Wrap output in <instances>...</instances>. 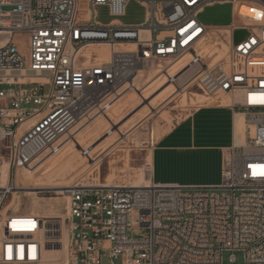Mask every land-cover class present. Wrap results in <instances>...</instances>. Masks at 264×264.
Instances as JSON below:
<instances>
[{"label": "built area", "instance_id": "2783aa9c", "mask_svg": "<svg viewBox=\"0 0 264 264\" xmlns=\"http://www.w3.org/2000/svg\"><path fill=\"white\" fill-rule=\"evenodd\" d=\"M128 1L88 0L82 21L79 0H0V264H48L41 237L5 225L16 220L8 200L22 192L18 171L108 116L152 69L215 102L229 96L244 116V139L224 152L217 185L151 176L140 187H70L66 264H102L104 256L110 264H224L230 250H243L244 264H264V0H137L147 9L143 23L98 21L97 7L121 16ZM230 2L243 25L199 19L204 7ZM238 27L249 35L234 44ZM215 41L229 44L219 58L204 51ZM100 45L109 50L87 55Z\"/></svg>", "mask_w": 264, "mask_h": 264}, {"label": "rangeland", "instance_id": "374dc122", "mask_svg": "<svg viewBox=\"0 0 264 264\" xmlns=\"http://www.w3.org/2000/svg\"><path fill=\"white\" fill-rule=\"evenodd\" d=\"M87 5L88 0H79L78 17L82 21L87 17ZM96 12L98 21L103 24H108L113 20H118L123 24H140L146 18L147 9L141 2L129 0L124 15L112 16L106 6L97 7ZM199 19L205 26L211 28L244 24L241 17L235 14V7L231 2L215 3L204 7L199 14ZM248 35V29L238 27L233 30L232 41L238 44ZM20 38H25V36L22 35ZM224 43L226 42H221V47ZM163 81L162 75L151 72L140 84L139 95L135 92L131 99L122 100L121 103L112 107L108 113L109 121L104 119L105 125L102 128L97 129L92 123L82 131L78 130L75 136L69 137L67 140H71L70 144L73 147L77 144L76 140H82V147L77 144V148L87 159H83L84 164L76 171L66 174L63 180L56 179L44 185L37 184L38 180L45 182L47 175L59 172L58 168L63 162L54 164L48 162L36 173L35 178L29 181H24L22 174L17 173L22 192L19 193V206L13 203V198L8 200V206L11 208L9 214L16 218L10 222L11 227L18 226L21 229L23 225L29 224L31 225L30 232L41 238L43 237L42 229L47 235L53 233L58 236L62 250L68 254L67 203L71 185L148 184L151 177L149 172L151 152L158 139L176 121L194 108L216 100L206 97L204 100L201 99L196 95L201 92L195 86L186 87L183 82L177 83L174 86V93L170 94L168 90L164 91L170 83H165V85L162 84ZM68 151L70 148L61 149L52 160L61 161ZM8 218L10 221L11 217L8 216ZM57 219L62 222V227L55 230L50 229L47 222L57 221ZM44 253L48 264L59 261V257L55 255L51 247H48L47 251L44 250ZM231 256L235 257L234 264H244L245 252L243 250L224 251V264H232ZM102 264H110L109 258L104 256ZM115 264H121V260L117 259Z\"/></svg>", "mask_w": 264, "mask_h": 264}, {"label": "crops", "instance_id": "0c3cea01", "mask_svg": "<svg viewBox=\"0 0 264 264\" xmlns=\"http://www.w3.org/2000/svg\"><path fill=\"white\" fill-rule=\"evenodd\" d=\"M241 116L231 101H214L197 106L176 121L151 152L153 181L182 186L219 184L223 155L236 144Z\"/></svg>", "mask_w": 264, "mask_h": 264}, {"label": "bare ground", "instance_id": "6f19581e", "mask_svg": "<svg viewBox=\"0 0 264 264\" xmlns=\"http://www.w3.org/2000/svg\"><path fill=\"white\" fill-rule=\"evenodd\" d=\"M223 32H225V30H222V33ZM215 43H216V41L215 42H212V43H209V45H206L204 47V51L207 52V53H210V54L211 53H218L217 56H216V58H219L220 56H223L224 54H226V52L229 49V44L228 43H224L223 44L224 45L223 47H218V46H216ZM108 50H109V48L107 46H105V45H100L99 47L98 46H95V47H91V48H89L87 50V55H90L92 51H96L98 53H102V52H107ZM176 70H177V68L176 69L174 68L173 71H176ZM152 72H156V70L155 69H152ZM158 75H160V74H158ZM162 76L164 77V81H163L162 84H165V83H168L169 84V81L167 80V77L164 76V75H162ZM159 78H155V79H159ZM181 82H183V81L181 80ZM158 85H160V83ZM174 86L175 85H171V84L168 85V86H166V87L164 86L165 87L164 88V91L165 90H168L170 92V94H172V93H174ZM135 92L137 93V91H128L127 93H125L123 95L122 98H120L115 103L114 106H116L117 104L121 103L122 100L124 101L126 99L127 100L131 99L135 95ZM155 92H156V90H155ZM161 92H162V90H161ZM138 95H139V92H138ZM196 95L198 97H200L201 99L204 100V97L205 96L202 95L201 93H196ZM147 97H148V95H147ZM222 99H223V102H229L230 101V98L227 95H224ZM184 100H185V98H184ZM104 119H106L107 121H109V116H107V115L106 116H103V115L97 116L91 123L82 126L81 130L79 129V131H82L83 129H85L86 127H88L92 123L94 124L93 127L97 128V129L102 128L105 125ZM244 126H245V120H243V116H241L240 119L237 121V142L238 143L242 142L243 139H244ZM65 141L66 142L63 145L62 150H64V149L67 150V149L70 148V151H68L63 156V158H62L61 161H56V160L53 161L52 159L56 156V154H54V155H51L50 157L46 158L45 160L39 162L38 164H36L33 169H22V170L18 171V173H21L22 174L24 181H29V180L34 179L36 173L43 166H45L48 162H52V164L57 163V162H63V164H62V166H60L58 168L59 169L58 170L59 172H54V173H51V174L47 175L45 182H41L40 180H38L37 184H39V185L47 184V183H49V182H51L53 180H56V179L63 180V178H64V176L66 174L71 173L73 171H76L81 165H83L84 164L83 163V159H87V157L83 156L82 151L79 148H77V144H78V146L82 147V144H83L82 143V140L81 139H78V141L76 140V143L77 144H76V146L74 144V147L71 146V144H70L71 140L70 141L65 140ZM17 184L19 186L18 189L22 188V186L19 185V181L18 180H17ZM73 185H75V184H73ZM73 185H71V187ZM83 185H85V186H91L92 184H83ZM97 185L108 186L105 183L104 184L99 183ZM145 185H147V184H143V185H132V186L140 187V186H145ZM13 199H14V202L13 203L16 204V206H19V203H20L19 192H17V191L14 192ZM59 220L57 219V221L56 220L55 221H48L47 222V226L50 229H52V230L60 229L62 227V222H60ZM10 222L11 221H9V218L7 217L5 219V225L11 227V223ZM30 226L31 225H29V224L28 225L27 224L23 225L21 227V229H20V232H29L30 229H31ZM41 233L43 235L42 239L44 240V247H45L44 250L47 251V248L48 247H51L53 249V251L55 252V255L59 257V261H53V262H50L49 264H66V262L68 261V254H67L66 251H63L62 250L63 248H61V244H60V240H59L58 236L54 235L53 233L51 235H49V234L47 235L46 232L43 229H42Z\"/></svg>", "mask_w": 264, "mask_h": 264}, {"label": "snow or ice", "instance_id": "6c2138e0", "mask_svg": "<svg viewBox=\"0 0 264 264\" xmlns=\"http://www.w3.org/2000/svg\"><path fill=\"white\" fill-rule=\"evenodd\" d=\"M261 174H264V173H261Z\"/></svg>", "mask_w": 264, "mask_h": 264}]
</instances>
